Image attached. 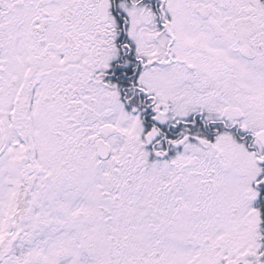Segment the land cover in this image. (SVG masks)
<instances>
[{
	"label": "snow or ice",
	"instance_id": "snow-or-ice-1",
	"mask_svg": "<svg viewBox=\"0 0 264 264\" xmlns=\"http://www.w3.org/2000/svg\"><path fill=\"white\" fill-rule=\"evenodd\" d=\"M0 264H264V0H0Z\"/></svg>",
	"mask_w": 264,
	"mask_h": 264
}]
</instances>
